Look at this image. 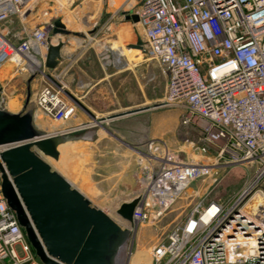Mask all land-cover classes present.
<instances>
[{
    "label": "built area",
    "instance_id": "1",
    "mask_svg": "<svg viewBox=\"0 0 264 264\" xmlns=\"http://www.w3.org/2000/svg\"><path fill=\"white\" fill-rule=\"evenodd\" d=\"M36 1L0 0V71L8 62L23 70L31 57L39 61L36 69L44 65L53 23L24 27ZM127 14L138 15L140 50L165 75L164 104L182 109L180 124L195 130L202 146L199 160L154 155L159 163L144 179L130 224L158 220L194 180L241 165L248 174L237 190L222 200L192 199L151 259L264 264V0H140ZM13 17L22 23L19 30L10 27ZM109 53L101 54L106 64ZM35 104L56 122L76 110L64 86L53 81L38 90ZM0 264H42L1 185Z\"/></svg>",
    "mask_w": 264,
    "mask_h": 264
},
{
    "label": "rangeland",
    "instance_id": "2",
    "mask_svg": "<svg viewBox=\"0 0 264 264\" xmlns=\"http://www.w3.org/2000/svg\"><path fill=\"white\" fill-rule=\"evenodd\" d=\"M127 3L126 9L132 11L138 8L140 0H128ZM42 5L41 0L36 1L28 23L36 21V18H41L42 14L45 15L44 19L50 23L51 20L48 17L51 14L48 11L40 12L39 10ZM35 11H37L38 16L34 14ZM67 20L71 22L73 17L71 16ZM124 20L127 19L124 17ZM127 21L123 27L114 25L110 29L95 28L87 34L93 39L91 42L87 41L82 47L86 49L85 54L89 55L88 61L86 59L83 62L79 61L78 65L87 69L90 82H94L99 77H104L102 84L105 90V98L99 101L90 99L87 100L86 104L83 100L81 101L90 113L98 118H108L139 108H144V110L114 120H107L103 125L104 127L94 123L90 116L76 104L75 114L66 121L56 122L44 117V121L40 120L43 126H39L38 120L34 117V125L44 133H50V131L61 126H70L69 124L76 123L79 117L91 120L95 129L102 130L105 135L104 141L95 144L90 141L77 140L72 144L67 145V143L63 146L57 160L47 156L42 157L52 169L60 171L66 177L68 175L63 171L64 168L78 171L76 175H80L81 183L83 181L90 183L96 180L104 186V189L108 185L118 189L114 196L117 201L123 198L131 199L145 192L144 179L150 170L159 163L154 155L167 154L174 160H199L201 156L198 148L202 147L197 141L196 131L180 124L182 109L164 104L165 75L157 62L147 58L143 53L127 51L126 47L130 45H134L136 48L134 25L129 20ZM10 26H16L14 30H19L22 23L19 18L13 17ZM124 27L126 28L123 29ZM138 33L143 38L142 32L138 31ZM71 35L70 32L69 36ZM116 41L122 44L123 62H128L129 67H119L120 63L117 66L112 61L106 64V59L98 55L97 43L110 46ZM136 49L140 50V48ZM94 54L98 57L105 71L100 68ZM109 57L112 58L110 53ZM49 76L55 82L62 84L64 90L70 92L66 77L60 75L58 70L47 69L44 65L40 67V70H30L28 67L21 70L18 67L5 64L0 71V108L7 109V102L14 99L18 107L12 112L31 109L35 115L38 112L35 104L36 94L42 86L51 82ZM72 89L77 90L74 93L79 95L76 97L80 100V85L72 84ZM95 90L96 88L93 89L94 96H96ZM72 125L71 127H74L76 124ZM104 128L106 129L104 130ZM107 128L113 130L116 135L109 134ZM95 163L97 165L111 164L113 165L112 169L117 170L120 168V164L124 163L126 164V171L122 174H114L113 176L116 178L114 180H106L109 174L99 169L90 174L89 169L94 170ZM79 171L82 172L79 173ZM247 174L248 171L244 166L230 165L219 169L209 177L196 179L188 185L158 220L137 226L119 217L116 213L118 204L95 206L103 209L121 226L129 227L132 230V235L120 254L122 264H153L151 259L152 248L157 243L166 240L168 232L175 223L182 219L192 199L201 196L209 199H226L237 190ZM212 179L215 181L212 182ZM78 181V178L71 179L75 185L78 184ZM119 189H122L121 192L126 191L125 194L127 195L118 196L116 193L119 192ZM197 191L199 195L201 194L200 196L196 195ZM137 256L138 258H135Z\"/></svg>",
    "mask_w": 264,
    "mask_h": 264
},
{
    "label": "water",
    "instance_id": "3",
    "mask_svg": "<svg viewBox=\"0 0 264 264\" xmlns=\"http://www.w3.org/2000/svg\"><path fill=\"white\" fill-rule=\"evenodd\" d=\"M125 18L133 25L138 21L137 14H127ZM133 27L136 48H141L142 38ZM52 31L69 34L60 20L54 21ZM62 45L56 42L48 46L45 68L56 67ZM64 91L77 106L90 113L72 94ZM142 110L101 119L90 115L101 124ZM72 138L63 133L41 131L34 125L31 109L12 112L0 108V146H7L0 152L2 194L42 264H122L120 254L132 235L131 228L121 226L103 209L92 205L42 157L57 160L58 146ZM138 203L139 197L135 196L121 203L116 213L132 223Z\"/></svg>",
    "mask_w": 264,
    "mask_h": 264
},
{
    "label": "crops",
    "instance_id": "4",
    "mask_svg": "<svg viewBox=\"0 0 264 264\" xmlns=\"http://www.w3.org/2000/svg\"><path fill=\"white\" fill-rule=\"evenodd\" d=\"M43 5L39 8L40 12L48 11L49 14H51L48 19H50V23L54 24L55 20H60L66 27V29L69 30V34L71 32V36L69 34H61V33H53V31H50V35L52 37V43L56 42H62V48L60 50V57L57 60V65L54 68L55 70L59 71L60 75H63L66 77V82L69 86V92L72 94L77 100L78 98L76 96L77 92L76 89H72V84L75 86L80 85L81 89V97L80 100H78L87 110L88 108L82 103L81 100L86 104L87 100H101L105 98V90L103 88V80L104 77L97 78L94 82L89 81L88 71L84 66L78 65V62H83L85 59L88 61L89 55H86V49L82 48L83 44H86V42H91L93 40L90 38L87 34L92 32L95 28L100 29H110L112 27L120 26V22L124 19V17L127 15L128 10L126 9V3L128 0H41ZM74 3V5H73ZM45 5V6H44ZM125 7V8H124ZM36 16L37 11L34 12ZM45 15L42 14L41 18H36V21L26 22L24 27L31 28L35 25H39L42 23L47 22L44 18ZM73 17V20L70 22L67 20V18ZM12 29H14L16 26H10ZM17 30V29H16ZM104 44V43H103ZM102 44V45H103ZM105 45V44H104ZM99 48L104 50H109V48H106L101 45H98ZM111 51V50H110ZM94 58L99 63L100 68L105 71V68L102 66V64L99 62L98 57L94 54ZM52 70V69H51ZM102 84V85H101ZM100 85V86H99ZM75 88V87H73ZM95 90V95L93 89ZM75 94V95H74ZM81 108V107H80ZM84 110L83 108H81ZM85 111V110H84ZM89 111V110H88ZM90 116V119L94 121V123H97L95 119L92 118L90 113L86 112ZM95 116V115H94ZM34 117L38 120H43L44 116L39 110L35 113ZM96 117V116H95ZM98 118V117H96ZM101 119V118H98ZM89 119H84L82 117L78 118V121L76 123L69 124L70 126H61L58 127L56 130L50 131L48 134L53 133H63L67 135H71L73 138L70 140H67L64 142L65 146L72 144L73 142H76L77 140H83V141H90L97 144L98 142L105 140V135L102 132V130H97L93 127V123ZM44 121V120H43ZM107 122V120H104L100 125L103 126L104 123ZM72 124H76L74 127ZM99 124V123H97ZM39 126H43L39 123ZM104 127V126H103ZM106 128H104L105 130ZM108 133L115 136V132L111 130L110 128H107ZM81 131V132H78ZM78 132V133H77ZM68 147V146H67ZM60 154V151H59ZM95 168L89 169L90 174L92 172L97 171L98 169L100 171H104L105 173H108L109 175L106 177V180H114L116 179L113 175L117 173H123L126 171V164L121 163L120 168L112 169L113 165L111 164H94ZM96 169V170H95ZM125 169V170H124ZM63 171L67 173L68 177H66L63 173L59 172L63 177H65L73 187L77 188L80 192H82L91 202L92 205H99V204H118L125 201H129L131 199L123 198L119 201L115 199V191L118 190L111 185L107 186L106 189H104V186H102L101 183L98 181H91L90 183H85L82 179V183L80 180V175H76L78 171L69 170L68 168H64ZM82 171H79L81 173ZM118 178V176H116ZM72 178H78V184H73L71 182ZM92 178V177H91ZM93 180V179H91ZM128 187H126V190ZM122 189H119V192L116 194L118 196H126V191L121 192Z\"/></svg>",
    "mask_w": 264,
    "mask_h": 264
},
{
    "label": "bare ground",
    "instance_id": "5",
    "mask_svg": "<svg viewBox=\"0 0 264 264\" xmlns=\"http://www.w3.org/2000/svg\"><path fill=\"white\" fill-rule=\"evenodd\" d=\"M65 1V0H64ZM126 24V21L123 19L121 22H120V26H124ZM126 27H124L123 29H125ZM116 42H118V44H115ZM114 42V44H111L110 46H105L103 43H97V47H98V55L100 56L101 54H107V52H111L112 54V62L115 64V65H119V67H129V64L128 62H123V58H124V51H123V48H122V44L119 42V41H116ZM103 44V45H102ZM98 45H101V46H105L106 48H109V50H104V49H101L99 48ZM127 51H130V52H135V53H140L142 54L143 52L141 50H138L136 49L133 45H130L128 47H126ZM111 50V51H110ZM28 63V69L30 70H33V69H36L39 67V61L36 60L35 58L31 57L30 60L27 62ZM7 64H10L12 66H15L16 65L13 63V62H8ZM24 68V67H23ZM22 69V68H20ZM160 102V101H159ZM18 107V104L16 103V101L14 99H10L8 102H7V109L9 111H12V110H16V108ZM39 123L41 125H43V123L41 121H39ZM64 143L60 144L58 146V150L60 151L63 147ZM135 258H138L135 257Z\"/></svg>",
    "mask_w": 264,
    "mask_h": 264
}]
</instances>
